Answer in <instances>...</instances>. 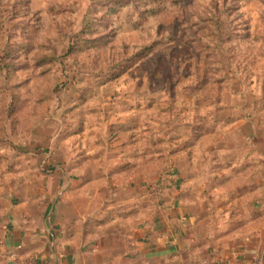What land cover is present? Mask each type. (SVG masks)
<instances>
[{"label": "rangeland", "instance_id": "1", "mask_svg": "<svg viewBox=\"0 0 264 264\" xmlns=\"http://www.w3.org/2000/svg\"><path fill=\"white\" fill-rule=\"evenodd\" d=\"M116 1L0 0V186L175 173L202 235L245 233L214 221L264 204V0Z\"/></svg>", "mask_w": 264, "mask_h": 264}, {"label": "crops", "instance_id": "2", "mask_svg": "<svg viewBox=\"0 0 264 264\" xmlns=\"http://www.w3.org/2000/svg\"><path fill=\"white\" fill-rule=\"evenodd\" d=\"M71 175L61 170L42 187L0 186V264H264V204H250L258 217L214 221L241 219L245 233L202 235L198 227L212 222L189 212L181 175H168L162 188L118 194L103 183L74 186L80 176ZM235 201L222 206L225 214Z\"/></svg>", "mask_w": 264, "mask_h": 264}, {"label": "trees", "instance_id": "3", "mask_svg": "<svg viewBox=\"0 0 264 264\" xmlns=\"http://www.w3.org/2000/svg\"><path fill=\"white\" fill-rule=\"evenodd\" d=\"M155 1H157V3H158V1L159 2H161V5H163L164 3H169V2H172V3H174V4H177V3H182V2H184L185 0H147L146 1V3L147 2H155ZM122 0H118V1H116V2H114V6H113V8H112V10L113 9H115L114 7H122L121 5H122ZM163 10V6H161V7H156V8H151L150 10H147V12H145L147 15H149V16H154V15H156L157 13H159V12H161ZM85 30H86V28H84Z\"/></svg>", "mask_w": 264, "mask_h": 264}, {"label": "built area", "instance_id": "4", "mask_svg": "<svg viewBox=\"0 0 264 264\" xmlns=\"http://www.w3.org/2000/svg\"><path fill=\"white\" fill-rule=\"evenodd\" d=\"M21 264H37V262L35 260H33V259H29V260H27L25 262H22Z\"/></svg>", "mask_w": 264, "mask_h": 264}]
</instances>
